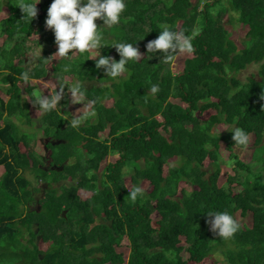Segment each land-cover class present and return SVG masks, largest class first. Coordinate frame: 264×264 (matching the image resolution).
Wrapping results in <instances>:
<instances>
[{
    "label": "trees",
    "instance_id": "16d2710c",
    "mask_svg": "<svg viewBox=\"0 0 264 264\" xmlns=\"http://www.w3.org/2000/svg\"><path fill=\"white\" fill-rule=\"evenodd\" d=\"M69 2L0 0V81L9 87L0 95V264H205L215 255L264 264V0H87L94 60ZM96 17L107 29L87 25ZM228 26L245 39L232 40ZM59 44L57 62L34 56ZM253 64L257 76L239 80ZM49 77L58 86L42 131L30 129L36 112L21 84L32 96L33 82ZM73 77L94 123L64 120ZM40 132L45 156L33 150ZM246 147L250 162L238 156ZM33 180L46 186L38 203ZM25 234V249L10 257V241Z\"/></svg>",
    "mask_w": 264,
    "mask_h": 264
},
{
    "label": "rangeland",
    "instance_id": "374dc122",
    "mask_svg": "<svg viewBox=\"0 0 264 264\" xmlns=\"http://www.w3.org/2000/svg\"><path fill=\"white\" fill-rule=\"evenodd\" d=\"M1 1H5L6 3H22V0H1ZM31 1H34L36 2L37 4L43 0H31ZM73 1V0H72ZM75 2L73 3V5L67 0V2H69V4L66 6V13H68L67 15V18L68 20L70 21V24H71V27L73 28H77L78 31H80V35H83L81 36V39L83 41H85V48L86 50L89 51V54H90V58L92 60H94L95 58H100L101 57V54H100V51L98 49V44H95V31H93L92 29H88L86 30L85 28V23H84V15L85 13H88V14H91L92 15V10L90 9H81V6L83 4L86 3L87 0H74ZM193 2L196 4H198L199 0H193ZM2 6H4V11L2 10L0 12V19L2 20L5 16L8 15V12H7V9H6V5L3 4ZM204 7V4L203 3H200L199 5V9H202ZM79 10H81L82 12H78ZM231 16V15H230ZM99 18L96 17V20H94L93 23H89L87 24L88 26H92V25H96L98 26L99 28H105L107 29V25L106 24H102V23H99ZM110 25V24H108ZM50 28V26H47L46 29L48 30ZM228 31L231 33V39L234 40V41H241L243 39H245V35H246V30H244L241 26L237 27L236 29H233L232 27H229L228 26ZM232 31H236V32H233ZM71 32V31H70ZM69 32V33H70ZM65 38H70V36H68V34L65 35ZM73 38V36H72ZM5 40V37H0V45L2 46L3 45V42ZM62 46H64L63 44H59L57 47H54L52 49L50 48H44L45 50L41 49L38 47L37 50H35V47H34V50H35V55L36 57H40L42 54H44V52L46 51L47 53L49 52L50 54H52V60H57V59H60L61 57V48ZM32 48L33 46H30L29 47V50L32 51ZM185 53V52H183ZM33 54L30 53H27L26 54V60L30 61L31 57H32ZM188 55L187 53H185L184 55H181L180 57H177L175 62H173V70L177 69L176 67H180L181 66V63L184 61L185 58H187ZM34 58V57H33ZM57 62V61H56ZM17 63V62H16ZM176 65V67H175ZM49 67V66H48ZM260 69V64L259 65H256V64H253V65H250V67H247L244 71H242L241 73H239L237 75L238 79L241 80V81H246V79L248 78H251L253 76H257V73ZM123 75V73H121ZM53 82H52V81ZM70 81V82H69ZM34 84V87L36 88V91L32 94V96H29L25 93V84H21V89L23 90V97L27 100V103L29 104V107H30V111L32 113H35L36 112V116H34L31 120H32V125L30 127L31 128H34V129H38L40 128L41 129V125L39 123V120L41 119V116H42V112H43V108L45 105V99H46V96L47 94H50V93H54L53 92V89L55 87L58 86V84L55 82V80L52 79V77H49L48 79L46 80H43V81H35L33 82ZM73 84H80V81H78L75 77H73L72 79H69L67 80V86H66V90L64 92V96H67L68 95V98L70 100V104L68 106L65 107V109L67 110V108L69 109V114L64 116V120L65 121H68L70 123H73V120L74 119H80L81 123H82V126H84V124H86L87 122H95V119H93L91 117V109L89 110V108L92 106L91 103H89L88 101H86L83 97L81 98L79 95H76L71 89L73 87ZM56 85V86H55ZM92 85H98V86H101L99 84H96V83H92V82H87L86 83V86L89 87V86H92ZM61 87L63 85H60ZM9 87L6 86V85H3L0 81V95H5L6 93V89H8ZM53 96V94H52ZM62 94L60 95V93H58L57 95V98L56 97H53V100H54V103H57L59 100L61 101L62 100ZM33 99V101H32ZM30 112V113H31ZM39 112V113H38ZM31 113V115H33ZM5 116L6 118H9L10 120L14 121V123L18 126H20V128H24L26 129L27 126L22 122V118H20L21 120L19 121L18 120V115H14V116H11V117H7L8 116V111L5 113ZM208 114H205V117H207ZM5 122H1V124H3ZM19 130L17 132V138H20L22 140V130ZM220 131H223V129L219 128ZM42 131V129H41ZM33 133V132H32ZM30 134V137L34 138L33 135L34 134ZM32 135V136H31ZM42 137L44 138L42 132L38 133V141L36 142V144L33 146V150L36 154H38L39 156H45V148L43 147V145L41 144V140H42ZM225 145L221 146L220 147V156L221 158L223 159L222 161L225 162L229 159V151H227L225 148ZM251 155H252V151H249L247 150V147L242 150L241 152H239V159L243 162H250L251 160ZM109 160H112V159H109ZM113 161V160H112ZM227 163V162H226ZM227 165V164H226ZM1 169V168H0ZM230 169H232V166L231 165H228L226 167H223L222 170L224 172L223 176L219 179V184L221 185L222 183H224L225 181V178L227 177V171H230ZM30 178V177H29ZM32 179V178H31ZM30 179V180H31ZM69 182V181H68ZM32 185L36 188H39V193L35 194L34 197H35V202L41 200L44 198V188L46 187L44 185V183L42 182H36L33 180V183ZM38 203V202H37ZM37 203H33L31 205V209L33 210H38V204ZM28 234H25L24 237L21 236V235H17L14 239L13 242L10 241L11 245L12 246H7V249H8V255L10 257L12 256H16L18 255V251H23L25 249V244L28 243ZM8 239L10 240V238L8 237ZM216 256V259H217V262H211V261H208L206 262L205 264H223L222 263V258L218 255H215ZM15 264H21V262H16Z\"/></svg>",
    "mask_w": 264,
    "mask_h": 264
},
{
    "label": "crops",
    "instance_id": "0c3cea01",
    "mask_svg": "<svg viewBox=\"0 0 264 264\" xmlns=\"http://www.w3.org/2000/svg\"><path fill=\"white\" fill-rule=\"evenodd\" d=\"M0 168H1V167H0ZM3 173H4V169L1 168V169H0V178L2 177ZM35 188H36V187H35Z\"/></svg>",
    "mask_w": 264,
    "mask_h": 264
}]
</instances>
